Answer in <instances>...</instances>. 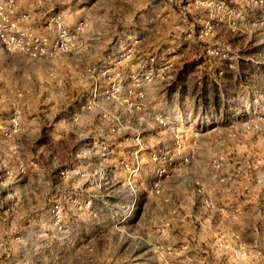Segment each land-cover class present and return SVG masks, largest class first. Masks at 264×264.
<instances>
[{
	"label": "rangeland",
	"instance_id": "374dc122",
	"mask_svg": "<svg viewBox=\"0 0 264 264\" xmlns=\"http://www.w3.org/2000/svg\"><path fill=\"white\" fill-rule=\"evenodd\" d=\"M18 12L49 49L0 44V264H264V0Z\"/></svg>",
	"mask_w": 264,
	"mask_h": 264
},
{
	"label": "built area",
	"instance_id": "2783aa9c",
	"mask_svg": "<svg viewBox=\"0 0 264 264\" xmlns=\"http://www.w3.org/2000/svg\"><path fill=\"white\" fill-rule=\"evenodd\" d=\"M24 0H0V44L11 53L37 58L47 54L48 44L45 38L34 35L25 24L30 21V14L18 12L19 4ZM57 28L59 48L67 50L70 35ZM16 124L14 120V125Z\"/></svg>",
	"mask_w": 264,
	"mask_h": 264
}]
</instances>
